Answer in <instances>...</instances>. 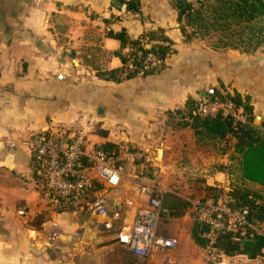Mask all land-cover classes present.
I'll use <instances>...</instances> for the list:
<instances>
[{
	"label": "crops",
	"instance_id": "obj_1",
	"mask_svg": "<svg viewBox=\"0 0 264 264\" xmlns=\"http://www.w3.org/2000/svg\"><path fill=\"white\" fill-rule=\"evenodd\" d=\"M123 1L136 3L138 13L121 3L114 6L113 0H27L19 17L7 21L8 31H0V264H141L116 242L123 222L151 211L152 196L183 192L196 201L206 190L227 185L221 167L232 164L233 139L224 153L223 145L211 151L199 148L192 131L180 127L172 112H184L188 100L204 98L217 80L230 81L228 57L245 59L255 53L214 51L203 41L186 42L173 0ZM186 1L196 5L201 0ZM121 31L130 40L162 31L174 53L154 73L106 81L102 74L122 68L114 56L120 45L107 33ZM238 93L250 96L257 112L254 92ZM77 134L84 136L86 150L104 144L118 150L119 183L99 185L97 193L108 201V220L84 211L57 213L41 198L29 142L40 135L62 139ZM196 151L212 153L208 164L192 161ZM218 156L222 160L216 164ZM168 176L173 177L166 183ZM114 213L116 220L110 217ZM162 222L158 234L178 244L179 231L169 224L162 235ZM174 251L168 253L171 262ZM233 263L264 264V259L240 257Z\"/></svg>",
	"mask_w": 264,
	"mask_h": 264
},
{
	"label": "trees",
	"instance_id": "obj_2",
	"mask_svg": "<svg viewBox=\"0 0 264 264\" xmlns=\"http://www.w3.org/2000/svg\"><path fill=\"white\" fill-rule=\"evenodd\" d=\"M124 4L132 13H138V5L134 2L113 0ZM172 7L177 11V22L184 40L193 39L205 41L214 51H238L241 54H252L264 46V0H201L196 5L186 0H173ZM107 37L117 41L119 51L114 53L122 64L121 69L105 72L102 77L106 81L120 83L136 76H145L163 69L165 59L174 53L171 41L162 31L143 34L136 40H130L124 31L108 32ZM159 41L166 46H146L144 41ZM126 48V52L123 50ZM152 54L160 62L158 68L143 70V60ZM204 100L213 103H231L235 109H240L244 117L243 122H235L229 116L217 114L215 117L193 115L197 102L188 100L185 111H174L175 117H180V127H189L193 132L195 143L199 148L215 149L222 146L221 152L227 149L228 142L233 139V154L229 166L221 167L227 175L228 194L231 207L234 210H247V227L236 234L224 232L205 234L195 222L192 233L194 244L201 248H210V257L216 263L221 259L231 262L244 257L250 262H260L264 259V120L259 126L253 124L254 108L249 96H242L236 91L231 93L213 88V94H206ZM171 115V113H170ZM187 117V120H184ZM184 120V121H183ZM98 150L116 158L118 150L104 144ZM201 184V180H195ZM102 187L95 185L93 191ZM222 187L217 186L206 190L203 198L215 196ZM162 219H180L189 207V202L179 195L164 194L160 197ZM171 198L170 204L166 199ZM176 201V202H175ZM54 211L71 212L68 204L54 208Z\"/></svg>",
	"mask_w": 264,
	"mask_h": 264
},
{
	"label": "built area",
	"instance_id": "obj_3",
	"mask_svg": "<svg viewBox=\"0 0 264 264\" xmlns=\"http://www.w3.org/2000/svg\"><path fill=\"white\" fill-rule=\"evenodd\" d=\"M146 46H166L159 41H147ZM160 62L152 54L143 60V70L158 68ZM58 80L62 76L56 77ZM207 94H213L209 90ZM231 103L215 101L199 105L197 114L211 116L217 111L229 116L234 121L243 120L240 111ZM29 151L38 166L41 198L50 209L68 204L71 213L80 211L97 216L102 220L109 219L108 201L100 198L93 191L95 185L112 188L118 185L122 176V167L117 158H112L100 150H86L84 136L77 134L70 138L54 139L40 135L31 139ZM195 222L208 228L209 232L236 234L251 227L247 210H234L226 187L215 195L192 202ZM151 211H143L133 221H125L118 228L116 242L137 258L141 264H172L168 253L176 248L174 239L158 234V222L162 209L160 198L152 197L149 202ZM23 213L19 212V215ZM110 217L118 219L114 213ZM110 228L109 224H106ZM217 264H236L221 259Z\"/></svg>",
	"mask_w": 264,
	"mask_h": 264
},
{
	"label": "rangeland",
	"instance_id": "obj_4",
	"mask_svg": "<svg viewBox=\"0 0 264 264\" xmlns=\"http://www.w3.org/2000/svg\"><path fill=\"white\" fill-rule=\"evenodd\" d=\"M26 1L27 0H0V31L5 32V33L8 31L7 21L11 20L13 22V20L19 17L18 15L20 14V11H21L20 8L23 3L26 4ZM203 42H204V45L208 46L207 42L205 41ZM258 52H261V53L257 55L258 57L257 56L255 57L254 55ZM253 54L254 53H252V55ZM255 54L253 55V57L245 58V59H235V58L228 57V60L226 61L227 62L226 68H228L227 79H231V80L230 81L228 80L226 82H223L222 80H217L214 85V88H216L217 90L219 89L221 91H226V93L227 92L231 93L236 90H238L237 92L239 91L254 92L255 94L254 102L257 105V112L253 111V114H254L253 124L255 122L256 117L261 118L260 123L262 122V120H264V95H262L264 93V46L261 47V49H259L258 51H256ZM206 90H207L206 91V94H207V92L209 90H213V88L206 89ZM208 95H212V94H208ZM242 96H247V95H242ZM195 101L198 104H197L196 110L193 111V115H199L197 114V109L199 105L210 104L206 102L204 98H201V97H197ZM250 103L252 104L251 97H250ZM236 111H240V117H242L243 120H237L235 122H243L244 117L242 115V111L240 109H237ZM184 113L187 114V111H184ZM217 114H221V112L217 111L215 114L208 116V117H215ZM180 117L182 118L183 116L178 117L177 119L179 120L178 122H180L181 120ZM184 120H187V117H184ZM209 151H211V149H209ZM201 153H198L197 151L195 153H192L194 159H192V156L190 153H188L186 157L187 159L189 158V159H192V161H195L196 164L198 162L202 163V162L209 161L207 157L211 155L212 153L210 154H205V153L201 154ZM218 158L219 156L216 158L214 163L217 162L219 164L221 162L222 159L218 160ZM187 159L184 157V158H180L179 161L180 163L181 162L183 163ZM206 164L208 163L206 162ZM171 177L173 176H168L165 182L169 183L171 181L170 179ZM191 178H195V176ZM180 180L184 182L185 177L182 176ZM193 181L196 182L195 179ZM172 182H174L173 179H172ZM178 183L179 182H177V184ZM261 195H262L263 202H264V193ZM179 196H181L183 199L189 202V207L184 211V216L180 219H176V220L169 219L167 221H165V218L163 219L161 218L163 222L161 224L160 232L162 233L164 230H166L165 228H167L168 225L171 224L172 226L170 225L171 227L170 226L169 227L171 229L178 230L180 234V238H181L178 244L176 242L177 246L175 248L174 258H173V261L175 263L173 261L172 263L174 264H217L210 257L211 255L210 248L207 247V248L201 249L197 247L192 240V233H193V229L195 226V218H194V212H193V206H192V202H194V200H192L193 198L190 197L191 195L185 194L183 192L180 193ZM188 198H191V199H188ZM166 201L170 204L173 202L171 198L166 199ZM106 224L107 223H104V228L106 230L110 229V228H107ZM162 235H166V234L162 233Z\"/></svg>",
	"mask_w": 264,
	"mask_h": 264
},
{
	"label": "water",
	"instance_id": "obj_5",
	"mask_svg": "<svg viewBox=\"0 0 264 264\" xmlns=\"http://www.w3.org/2000/svg\"><path fill=\"white\" fill-rule=\"evenodd\" d=\"M113 5L119 7V6H120V3H118V2H114ZM260 120H261L260 117H256V118H255V122H254V124H255L256 126L259 125ZM200 230H201L202 232H204L205 234H207V233L209 232L208 228L205 227V226H202V227L200 228Z\"/></svg>",
	"mask_w": 264,
	"mask_h": 264
}]
</instances>
